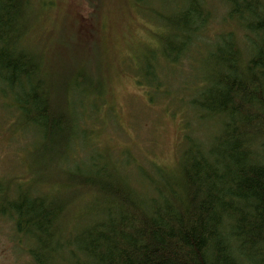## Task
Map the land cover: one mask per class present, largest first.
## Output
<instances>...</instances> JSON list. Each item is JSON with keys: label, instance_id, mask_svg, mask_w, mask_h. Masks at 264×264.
<instances>
[{"label": "trees", "instance_id": "trees-1", "mask_svg": "<svg viewBox=\"0 0 264 264\" xmlns=\"http://www.w3.org/2000/svg\"><path fill=\"white\" fill-rule=\"evenodd\" d=\"M224 1L241 35L222 33L206 44L213 16L206 0H138L168 29L162 53L169 64L199 61L191 62L200 80L188 106L210 130L203 138L191 136L187 123L189 144L180 171H165L162 181L148 175L145 195L137 178L121 173L117 184L105 180L108 166L100 167L99 181L72 174L84 194L94 193L95 186L117 200L106 204L102 218L96 210L99 218L67 242L51 248L44 239L42 246L56 255L45 260L31 251L38 264H56L58 246L64 245L69 264H264V0ZM156 3L172 9L158 10ZM35 7V0H0V81L18 91L33 121L60 140L77 127L62 78L83 79L84 97L103 95L105 81L100 71L94 80L87 65L47 85L42 52L28 47ZM154 69L149 62L146 75L157 89ZM20 201H9L17 230H26L22 218L29 216L39 232L56 239L63 207L50 208L36 196L23 209Z\"/></svg>", "mask_w": 264, "mask_h": 264}, {"label": "rangeland", "instance_id": "rangeland-1", "mask_svg": "<svg viewBox=\"0 0 264 264\" xmlns=\"http://www.w3.org/2000/svg\"><path fill=\"white\" fill-rule=\"evenodd\" d=\"M35 1L37 16L28 47L42 52L47 85L70 69L91 67L94 80L101 72L105 91L101 96L89 93L84 97L83 79L64 76L69 116L77 127L71 137L65 131L56 140L54 131L38 125L25 111L28 105L23 97L19 100L18 91L0 81V208L6 211L0 212V264H38L31 251L45 260L56 255H49V249L42 246L44 239L51 248L67 242L81 227L99 218L97 211L102 218L106 204L117 200L95 186L94 193L84 194L72 174L99 181L100 167L108 166L110 175L105 180L117 184L121 173L137 178L145 186V195L148 177L162 181L165 171H180L189 144L187 123L191 136L203 138L210 130L194 118L188 106L189 92L200 80L195 77L199 67L195 71L191 62L199 61L169 64L162 53L168 29L143 3ZM206 1L213 16L204 43H214L220 34L231 31L240 37L236 20L228 19L225 1ZM167 5L156 3L154 7L169 12L172 5ZM149 62L155 66V84L162 88L149 85ZM36 196L50 208L63 207L56 219V239L39 232L27 220L29 216L22 218L26 230L19 232L9 215L13 212L9 201L20 197L24 209ZM51 230L52 226L49 233ZM58 252L55 263L69 264L68 247L58 246Z\"/></svg>", "mask_w": 264, "mask_h": 264}, {"label": "bare ground", "instance_id": "bare-ground-1", "mask_svg": "<svg viewBox=\"0 0 264 264\" xmlns=\"http://www.w3.org/2000/svg\"><path fill=\"white\" fill-rule=\"evenodd\" d=\"M15 90V89H14Z\"/></svg>", "mask_w": 264, "mask_h": 264}]
</instances>
